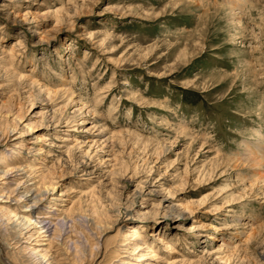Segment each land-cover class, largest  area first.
Listing matches in <instances>:
<instances>
[{
	"label": "clouds",
	"instance_id": "obj_1",
	"mask_svg": "<svg viewBox=\"0 0 264 264\" xmlns=\"http://www.w3.org/2000/svg\"><path fill=\"white\" fill-rule=\"evenodd\" d=\"M27 2L47 8L25 18L29 24L53 17L57 24L29 29L31 36L22 31L10 46V33L0 24V244L13 250L16 264H191L186 254L195 255L193 246L207 240L213 224L220 225L214 239L239 240L241 250L252 244L264 252V236L249 233L251 224L264 223V0H142L147 11L117 0L98 20L86 21L82 32L73 31L68 17L59 19L55 0ZM22 3L8 0L14 12ZM127 24L157 31H124ZM62 30L71 36L57 39ZM197 32L208 43L207 54L197 47L192 58L166 63L163 73L159 66L150 70L155 60L147 62L141 44L161 49L167 61L173 40ZM132 69L171 76L160 84L172 121L167 131L157 132L159 118L143 103L133 113L147 85L130 83ZM218 85L224 86L221 95L210 91ZM33 107L40 111L25 124L21 117ZM37 128L45 134L31 136ZM127 128L145 135L133 132L120 143L113 129ZM174 133L176 142L184 137L174 154L180 163L193 139L221 149L212 173L220 184H209L198 200L182 193L208 179L190 182L169 158ZM192 171L195 176L198 168ZM254 177L256 192L248 186ZM196 212L201 218L193 227L177 222ZM206 214L211 223L202 222ZM79 217L87 223L81 225ZM62 220L72 221L67 234L57 227L49 235L42 227ZM169 222L176 232L167 228ZM174 253L179 259H172Z\"/></svg>",
	"mask_w": 264,
	"mask_h": 264
},
{
	"label": "rangeland",
	"instance_id": "obj_2",
	"mask_svg": "<svg viewBox=\"0 0 264 264\" xmlns=\"http://www.w3.org/2000/svg\"><path fill=\"white\" fill-rule=\"evenodd\" d=\"M116 2L117 0H99L98 3H95L93 5L92 0H55L52 6V10L58 14L60 20H63L65 16L71 19L74 32H82L84 29L81 26L84 25L86 21L98 20L100 17L97 14L102 12L104 7L110 6V4H115ZM135 4H140L142 7H145V11H147V7L143 4L142 0H128V4L126 6L131 8L134 7ZM0 5L5 6L3 8H0V24L5 25L8 32L10 33L9 38L5 41V44L9 46L14 42L16 34L22 31L31 36V32L29 31V29H38V32L45 31L48 28L55 27L57 24L56 17L40 23L39 25H37L35 21L29 24L28 20L25 19L30 18V14L35 13L38 8L39 11H47V8H45L43 5L29 4L27 0H24V3H22L19 8H16L15 12L13 11V6H10L8 4V0H0ZM157 11H159V9H157ZM73 13L82 14L73 16ZM104 15L108 16L109 13H104ZM5 17H7V19H5ZM125 19L131 20L132 18L126 17ZM13 20H16L18 22L12 23ZM143 23L151 24L154 22L144 21ZM88 27L90 32L94 30L92 26ZM124 31H131L133 33H135L136 31L155 33L157 29L154 27L144 28L140 24H127L124 28ZM70 36L71 33L66 30H62L57 34V39H64L65 37ZM153 39H156L155 35H153ZM52 43L55 44V41H53ZM78 43L83 44V41H78ZM148 43L150 44L151 41H149ZM171 44L172 46L166 50V55L171 56V59L167 61H165L164 57L159 56V52L161 49L157 48L154 51H149L147 45L141 44V47L144 49L147 56V62L155 60V63H150L151 71H156L157 66H159L158 71L160 73H163L166 63L171 64L173 60L181 62L192 58L194 55V50L197 47L202 48L201 54H207L208 43L206 40H202L199 37L198 32L196 34L186 36L179 41L173 40ZM121 52H123V48H120L115 53H112L113 58L119 56ZM199 55L200 54H196L197 60L199 59ZM193 62H196V60H194ZM127 75L131 77L130 83L134 84L135 86L143 89L144 85H147V90L142 92L141 101L138 102L136 104V107L133 108V113H138L141 103H143L147 112H151L159 118L157 132L167 131L168 129L165 127V125L171 124L172 121L170 119H167V107L165 106V97L161 95L163 89L160 87V84H166L168 80L171 79V76H149L147 75V73L142 72L140 69H132L127 73ZM171 75H176V73H173ZM110 78L111 73H106L101 78V86L107 87ZM141 78L143 79V83L141 82ZM223 87V85H218L215 89H211L210 91L214 92L217 95H221V89H223ZM113 91H115V89H113ZM108 98L110 99L111 95H109ZM127 103H129L127 100L122 101V104ZM20 110H23L22 106H20ZM39 111V108L33 107L26 116L21 117V120L25 124H27L29 117H34L39 113ZM8 119L10 120L11 117L9 116ZM88 126L89 125H84V127ZM186 131L187 129L182 130V132ZM45 132L46 130L44 128H37L35 129V131H32L30 135L41 136L44 135ZM133 132H137L139 136L145 135L143 132H139L134 128L113 129L112 135L114 137L119 136L120 143H123L127 139V135ZM183 139V134H181L180 142H176V134H173V151L171 153H168V156L170 159L175 160L178 164H180V170L186 174L187 179L190 182L193 180H203L204 178L208 179V183L203 184L200 188L182 193V195H186L190 200H198L200 197L205 196L206 193L210 190L209 184H220L219 179H212V173L218 167V154L221 152V149L217 145L215 150L213 151L207 140L193 139L189 144V150L185 154L183 163H180L178 157L174 154L180 151L181 142L183 141ZM144 146L150 147V145H148L147 143H145ZM125 151L130 153L132 151H135V149H129L126 147ZM118 159L119 157L114 155L113 162L115 163ZM193 168H198L195 176L193 175ZM256 179L257 177L252 178L251 182L248 185L249 189L254 192L258 191L259 188V182L255 181ZM129 190H131V188H129ZM235 195L236 193H233V196ZM206 215L207 219L202 220V222L211 223V214ZM198 218H201L200 212L194 213L192 217H189L186 220L177 222L183 223L185 227H193L194 221ZM79 222L81 225H84L87 223V219L85 217H79ZM64 223L65 224H63L64 226H62L61 231L64 234H67L71 231L72 221L66 220V222L64 221ZM156 228L159 229L160 225H156ZM167 228L172 232L177 231L174 224L171 222L167 224ZM213 230H215L217 237L220 235V225L213 224V229L208 230L209 236L207 240H205L203 244H196L195 246H193L195 255L186 254V258L187 260L191 261V264H208L209 261H212L213 264H264V252H261L259 248H256L254 250V246L250 244L247 248L241 250V248L238 247V245L240 244L239 240L235 244H227V242H221L220 239L213 238ZM249 233L251 235L264 236V223L256 222L251 224ZM201 240H204V238L201 237ZM0 247L4 256L9 259L12 264H16V258L13 250L4 244H0ZM172 257L175 259H179V255L177 253H174ZM73 264H75V262H73Z\"/></svg>",
	"mask_w": 264,
	"mask_h": 264
},
{
	"label": "bare ground",
	"instance_id": "obj_3",
	"mask_svg": "<svg viewBox=\"0 0 264 264\" xmlns=\"http://www.w3.org/2000/svg\"><path fill=\"white\" fill-rule=\"evenodd\" d=\"M255 181H258L259 182V177H257V179ZM254 181V182H255ZM256 184V183H255ZM258 186V185H257ZM64 221L66 222V220H62V221H59V222H53V223H49L47 221H45L42 225V227L48 232L49 235H51L52 233H54V231L56 230L57 227H59L60 229H62V226H64L63 224ZM64 230V229H63ZM6 258V257H5ZM35 259L37 258L38 260V257H34ZM173 260H176L175 258L172 257ZM6 260L12 264V262L6 258ZM0 264H6L1 258H0Z\"/></svg>",
	"mask_w": 264,
	"mask_h": 264
},
{
	"label": "water",
	"instance_id": "obj_4",
	"mask_svg": "<svg viewBox=\"0 0 264 264\" xmlns=\"http://www.w3.org/2000/svg\"><path fill=\"white\" fill-rule=\"evenodd\" d=\"M0 258H1L6 264H10V263L6 260L4 254H3L2 250H1V247H0Z\"/></svg>",
	"mask_w": 264,
	"mask_h": 264
}]
</instances>
